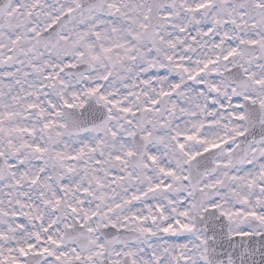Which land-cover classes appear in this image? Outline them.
I'll return each instance as SVG.
<instances>
[{
	"label": "snow or ice",
	"instance_id": "snow-or-ice-1",
	"mask_svg": "<svg viewBox=\"0 0 264 264\" xmlns=\"http://www.w3.org/2000/svg\"><path fill=\"white\" fill-rule=\"evenodd\" d=\"M0 264H264V0H0Z\"/></svg>",
	"mask_w": 264,
	"mask_h": 264
}]
</instances>
